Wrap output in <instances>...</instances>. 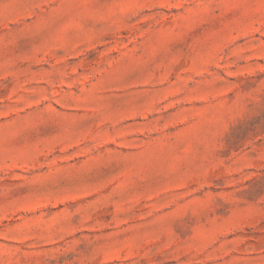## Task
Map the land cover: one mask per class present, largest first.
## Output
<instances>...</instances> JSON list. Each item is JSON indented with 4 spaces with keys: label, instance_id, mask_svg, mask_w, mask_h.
<instances>
[{
    "label": "rangeland",
    "instance_id": "1",
    "mask_svg": "<svg viewBox=\"0 0 264 264\" xmlns=\"http://www.w3.org/2000/svg\"><path fill=\"white\" fill-rule=\"evenodd\" d=\"M0 264H264V0H0Z\"/></svg>",
    "mask_w": 264,
    "mask_h": 264
}]
</instances>
